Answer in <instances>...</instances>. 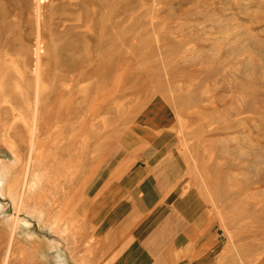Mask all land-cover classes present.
<instances>
[{
  "label": "rangeland",
  "instance_id": "1",
  "mask_svg": "<svg viewBox=\"0 0 264 264\" xmlns=\"http://www.w3.org/2000/svg\"><path fill=\"white\" fill-rule=\"evenodd\" d=\"M34 1L0 0V264L160 261L166 221L204 237L171 264H264V0Z\"/></svg>",
  "mask_w": 264,
  "mask_h": 264
},
{
  "label": "crops",
  "instance_id": "2",
  "mask_svg": "<svg viewBox=\"0 0 264 264\" xmlns=\"http://www.w3.org/2000/svg\"><path fill=\"white\" fill-rule=\"evenodd\" d=\"M171 216L174 218L176 215ZM170 223V221H166L163 225V227L165 226V229H162L161 231V233L165 234L166 237L163 240L168 241L171 245L167 247L165 254L160 257V261L156 260V257L154 256L150 258V256L147 255V252L145 253L144 251H141L137 245H133L129 247L126 252V256L120 259L117 264H162L164 259L168 261L167 264H171L170 260L173 257L172 253L185 250L187 245L195 242L198 243L197 241L203 240L204 238L201 233L198 234L195 231V225L187 227L186 229H182L181 227L179 230L176 229L175 232H169L168 229L171 228L169 225ZM153 242L158 245L160 244L159 239H154ZM202 242V250L206 249V252L201 253V257L196 259L194 264H212V240L208 238ZM188 259H191V257Z\"/></svg>",
  "mask_w": 264,
  "mask_h": 264
},
{
  "label": "bare ground",
  "instance_id": "3",
  "mask_svg": "<svg viewBox=\"0 0 264 264\" xmlns=\"http://www.w3.org/2000/svg\"><path fill=\"white\" fill-rule=\"evenodd\" d=\"M36 1V0H35ZM34 1V3H35V6H36V2ZM41 1V0H40ZM45 1V0H44ZM44 4V3H43ZM42 6V5H41ZM37 9V8H36ZM42 11V10H41ZM45 14V13H44ZM38 16V15H37ZM45 16V15H44ZM41 17H42V15H41ZM40 36V35H39ZM41 37V36H40ZM41 39V38H40ZM42 45V44H41ZM42 65V64H41ZM41 67V66H40ZM40 76V75H39ZM38 76V77H39ZM43 86V85H42ZM38 87V86H37ZM39 88V87H38ZM41 97V96H40ZM36 98H37V94H36ZM37 101V100H36ZM39 102V101H38ZM36 103V102H35ZM38 107V106H37ZM35 137V136H34ZM34 139V138H33ZM33 141V140H32ZM34 142V141H33ZM33 146V145H32ZM30 149V148H29ZM30 151H31V149H30ZM32 158V157H31ZM30 164V163H29ZM5 168L4 167H1L0 166V193L2 194V192H3V190L5 191V189L3 188V184H4V182L2 181L3 179H2V177H4V174H5ZM32 178V177H31ZM10 179V178H9ZM32 181H33V179H31ZM36 180L38 181V179L36 178ZM36 180H34V182L36 181ZM18 182V181H17ZM39 183V182H38ZM35 184V183H34ZM37 184V183H36ZM6 186V185H5ZM24 186H26V185H24ZM30 186V185H29ZM34 187V186H33ZM18 184H16V183H14L11 187H10V195H11V198H12V201L15 203V204H22V202H21V197L18 195L19 193H18ZM21 188V187H20ZM24 188V187H23ZM26 188V187H25ZM29 188H32V186H30ZM29 191V190H28ZM27 191V192H28ZM23 192V191H22ZM3 195V194H2ZM27 196H28V194H26ZM4 196V195H3ZM26 196V197H27ZM25 198V197H24ZM28 198H30V197H28ZM27 199V198H26ZM33 199V201H34V198L32 197V198H30L29 199V201L30 200H32ZM25 200V199H24ZM28 200V199H27ZM27 200H25V201H27ZM39 200V199H38ZM35 201H37V200H35ZM40 201V200H39ZM26 202H24V204H25ZM34 203V202H33ZM38 203H41V201L40 202H38ZM37 203V204H38ZM14 204V205H15ZM24 204H22V205H24ZM27 204H29L28 203V201H27ZM36 203H34V205H37ZM42 205H43V203H42ZM16 206V205H15ZM30 206H32V207H34L33 205H31L30 204ZM38 207H39V205H37ZM37 206H35L34 208H36ZM27 207H28V205H27ZM37 207V209H38V211H39V208ZM21 208V207H20ZM28 209V208H27ZM26 208H25V210H27ZM30 209V208H29ZM28 209V211L27 212H29V211H31V210H29ZM32 209V208H31ZM42 209V208H41ZM15 210V209H14ZM16 211V210H15ZM31 212H34V209L31 211ZM39 213V212H38ZM17 214V213H16ZM30 214V213H29ZM34 214V213H33ZM31 215H32V213H31ZM41 215V214H40ZM39 215V216H40ZM43 215V214H42ZM49 215V214H48ZM28 216V215H27ZM43 217V216H42ZM11 219H12V217H11ZM13 219H15L14 218V216H13ZM13 219H12V221L10 220V224H12L13 225ZM8 220V221H9ZM17 220H18V218H17ZM49 220V219H48ZM16 221V220H15ZM11 222H13V223H11ZM24 222V221H23ZM48 222V221H47ZM26 224H27V222H25ZM44 223H45V221H44ZM17 224H18V222H17ZM17 226V225H16ZM11 227V226H10ZM12 229V228H11ZM15 230H16V228H13L12 229V233H13V235H15L16 234V232H15ZM11 231V230H10ZM18 236V235H17ZM10 243V242H9ZM10 246V245H9ZM8 246V247H9ZM15 246V245H14ZM13 247V246H12ZM14 248V247H13ZM8 253V252H7ZM11 253H13V251L11 252ZM58 258L60 259V262H61V264H68L67 263V261L65 260V258L62 256V255H59L58 256ZM7 264V263H6Z\"/></svg>",
  "mask_w": 264,
  "mask_h": 264
}]
</instances>
